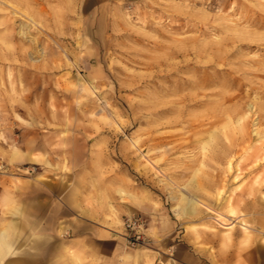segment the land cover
I'll return each instance as SVG.
<instances>
[{
  "label": "rangeland",
  "instance_id": "374dc122",
  "mask_svg": "<svg viewBox=\"0 0 264 264\" xmlns=\"http://www.w3.org/2000/svg\"><path fill=\"white\" fill-rule=\"evenodd\" d=\"M8 2L35 24L24 38L0 3V264H97L41 207L26 216L27 189L48 178L80 187L117 233L153 206L198 253L264 246V0ZM191 198L233 226L182 211ZM144 227L145 245L119 235L123 252L152 246Z\"/></svg>",
  "mask_w": 264,
  "mask_h": 264
},
{
  "label": "crops",
  "instance_id": "0c3cea01",
  "mask_svg": "<svg viewBox=\"0 0 264 264\" xmlns=\"http://www.w3.org/2000/svg\"><path fill=\"white\" fill-rule=\"evenodd\" d=\"M31 184L32 192L28 188L25 195L28 219L32 205L36 204L34 210L41 207L43 217L47 214L53 224V231L57 230L56 225L61 222L68 230L66 244L92 253L97 259V264H155L157 260H162V264H264V246L257 243L245 254L241 253L240 257L234 253L228 256L219 254L214 258L206 250L198 253L187 241L178 240L173 243V217L169 212L153 206L142 208L141 217L145 219L154 243L150 248L125 253L119 237L123 236V233L103 226V216L89 212L87 206L86 210H83L80 187L76 188L75 185H70L69 181L64 183L54 178L35 183L33 181ZM4 230H0V233L7 235L8 240L7 247L0 250V260L12 247L11 236ZM260 242L264 243V239ZM25 264L34 262L28 259Z\"/></svg>",
  "mask_w": 264,
  "mask_h": 264
},
{
  "label": "bare ground",
  "instance_id": "6f19581e",
  "mask_svg": "<svg viewBox=\"0 0 264 264\" xmlns=\"http://www.w3.org/2000/svg\"><path fill=\"white\" fill-rule=\"evenodd\" d=\"M16 1V0H15ZM0 3H2L4 6H6V7H8V8H11L12 9V11H14V13L15 12H18V14L20 15V16H22L23 18H25L26 20H22L21 18H20V20H22L21 22H20V25H19V30H18V33L20 34V35H22V36H24V38H27V28H28V24H29V22L30 23H32V24H35L34 23V21L32 20V18L30 17V16H27L25 13H22V12H19V11H17L16 10V8L14 7V6H12L11 4H10V2H8V0H0ZM14 4V3H13ZM21 10V9H20ZM11 11V10H10ZM13 14V13H12ZM16 16V15H15ZM31 39V38H30ZM37 50V49H36ZM37 52H38V50H37ZM42 55V54H41ZM70 60V59H69ZM70 64L73 66V67H75V64L71 61L70 62ZM81 77L80 78H82V82H83V84H80V90H83V91H85V90H89V92H91L92 94H96L95 93V90L92 88V86L83 78V76L82 75H80ZM81 82V81H80ZM81 82V83H82ZM87 88V89H86ZM116 123V122H115ZM114 123V124H115ZM117 124V123H116ZM129 140H131V139H129ZM134 146H135V142L134 141H130ZM139 151V150H138ZM142 153V152H141ZM142 156H145V154H142ZM192 197V196H191ZM197 205H202V206H204L205 208H206V210L208 211V212H211V214H213L212 215V218L214 217V219H215V221H218L219 223H221L223 226H226V228H231L233 225V221L232 222H230V223H226L225 222V220L227 221V220H231L232 219V215L231 216H229L228 218H226L223 214H221L220 212H217L216 211V209H214V208H212L211 206H208V205H205L204 203H202V202H200V201H198V200H196V199H193V198H191V199H188V201H185V207L184 208H182V211H185L186 210V208L187 209H189L191 212H194L195 211V208H196V206ZM183 207V206H182ZM232 214H233V211L231 212ZM238 216V215H237ZM226 218V219H225ZM239 218H240V216H239ZM232 220H234V219H232ZM238 221V220H237ZM235 222V221H234ZM243 227H247V225L245 224V223H243V221H238ZM218 223V224H219ZM5 231V230H4ZM2 232H3V230H2ZM7 240H8V237H7V235H5V234H2V233H0V243H3L4 245H1L0 244V250L1 249H3V248H6L7 247V245H6V243H7ZM2 251V250H1Z\"/></svg>",
  "mask_w": 264,
  "mask_h": 264
},
{
  "label": "built area",
  "instance_id": "2783aa9c",
  "mask_svg": "<svg viewBox=\"0 0 264 264\" xmlns=\"http://www.w3.org/2000/svg\"><path fill=\"white\" fill-rule=\"evenodd\" d=\"M123 239L129 247L145 245L148 239L144 233L145 221L138 215L127 216L123 222Z\"/></svg>",
  "mask_w": 264,
  "mask_h": 264
}]
</instances>
